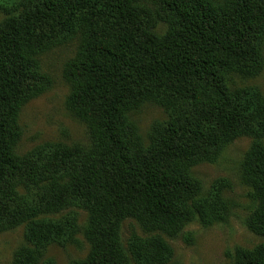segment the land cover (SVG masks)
Instances as JSON below:
<instances>
[{
  "label": "trees",
  "instance_id": "16d2710c",
  "mask_svg": "<svg viewBox=\"0 0 264 264\" xmlns=\"http://www.w3.org/2000/svg\"><path fill=\"white\" fill-rule=\"evenodd\" d=\"M0 14V232L26 225L11 264H40L48 244L79 233L89 253L69 264H179L166 239L230 213L222 184L202 195L191 169L239 137L251 139L246 225L264 237V94L236 84L263 68L264 0H0ZM72 37L66 106L91 142L20 155L21 109L49 86L38 56ZM146 103L167 115L147 145L131 119ZM71 209L86 211V225ZM125 220L144 234L126 246ZM232 264H264V243L235 248Z\"/></svg>",
  "mask_w": 264,
  "mask_h": 264
},
{
  "label": "rangeland",
  "instance_id": "374dc122",
  "mask_svg": "<svg viewBox=\"0 0 264 264\" xmlns=\"http://www.w3.org/2000/svg\"><path fill=\"white\" fill-rule=\"evenodd\" d=\"M3 19L0 14V20ZM155 31L163 34L166 25L159 23ZM79 40L75 37L58 43L38 56L41 70L49 79V86L42 94L24 104L19 115L21 136L16 148L23 155L33 148L46 143H60L66 146L80 144L88 146L91 142L86 125L67 108L66 99L70 86L64 79L66 63L78 49ZM241 87L254 86L264 94V49L263 68L252 78L236 79ZM139 135L145 145L148 134L155 122L167 119L165 111L146 103L131 114ZM251 139L239 137L230 142L218 158L210 163H200L191 172L201 183L202 195L207 194L215 184H222V198L229 204L230 213L224 222L203 226L198 218L188 223L179 236L166 239L172 249V259L179 264H232L235 248L252 249L264 243V237L249 231L246 221L254 208L250 197V187L242 174V161L249 149ZM77 223H87V213L81 209H71ZM63 212L62 214H65ZM62 214L57 215V217ZM26 225L0 232V264H11L14 252L25 244ZM121 239L126 246L133 235H144L141 228L132 220L121 224ZM89 243L82 233L64 244L50 243L45 249L40 264H69L81 261L89 253ZM130 264H137L130 257Z\"/></svg>",
  "mask_w": 264,
  "mask_h": 264
}]
</instances>
